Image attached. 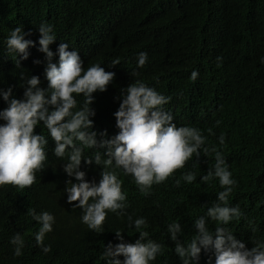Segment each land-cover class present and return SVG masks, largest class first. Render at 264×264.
I'll return each instance as SVG.
<instances>
[{
	"label": "clouds",
	"instance_id": "clouds-1",
	"mask_svg": "<svg viewBox=\"0 0 264 264\" xmlns=\"http://www.w3.org/2000/svg\"><path fill=\"white\" fill-rule=\"evenodd\" d=\"M184 3L150 0V12L142 19L148 32L145 46L159 42L169 49L178 41L186 22ZM36 30L39 53L30 59L33 71L27 76L19 72L22 97L13 95L11 85L0 88V186L32 185L45 167V146L51 139L52 154L75 181L65 182L66 202L81 210V223L95 233L103 232L104 221L109 222L107 234L112 235L106 237L97 264H264V241L258 234L264 231L260 215L264 198L251 181L239 177L253 193L242 199L241 206L228 204L236 185L231 170L238 169L244 157L240 127L236 123L229 129L215 124L200 127L190 122L191 116L173 118L170 97L139 79L129 80L116 96L109 88L116 87L111 66L118 61L110 66L86 64L77 50H68L67 43L50 45L57 39L51 23L41 22ZM31 35V29L24 31L18 25L5 38L6 52L15 56L18 67L28 58L29 47L35 46L25 38ZM140 46L128 55L132 77L138 75L135 71H151L164 62L150 59L145 50H137ZM197 76L193 70L190 79ZM217 107L222 109L221 104ZM184 111L191 115V108ZM92 164L100 168L98 181H90L81 170V165ZM121 173L132 187L129 194L122 189ZM209 182L222 190L216 198L195 202ZM157 187L162 194L175 192L166 208L179 216L184 213L185 224L162 217L154 225L142 215L143 207L134 200L136 190L146 196ZM28 214L39 225L33 233L36 245L48 253L44 239L53 230L54 215L35 209ZM118 222L126 229H116ZM9 242L13 255L20 256L25 244L22 234L14 233Z\"/></svg>",
	"mask_w": 264,
	"mask_h": 264
},
{
	"label": "trees",
	"instance_id": "trees-1",
	"mask_svg": "<svg viewBox=\"0 0 264 264\" xmlns=\"http://www.w3.org/2000/svg\"><path fill=\"white\" fill-rule=\"evenodd\" d=\"M149 2L0 0V88L11 85L13 95L22 97L24 89L20 86L19 72L30 75L33 71L30 59L36 51L39 53L36 26L41 22L51 23L57 38L50 44L53 47L67 43L68 50H77L86 64L110 66L112 61H118L111 66L116 72V87L111 86L109 90L114 95L119 96L129 80L139 79L170 97L173 118L188 120L191 116L190 122L194 125L215 124L224 129L236 123L241 129L240 147L244 157L238 169H232L233 172L230 169L236 185L228 204L241 206L242 199L253 193L245 188L242 179L251 181L257 194L264 198V62L261 61L264 57V0H185L186 22L178 41L170 44L169 49H163L159 42L145 46L148 32L142 19L150 12ZM18 25L24 31L31 29L32 35L25 38L36 42L29 47V56L20 62V67L4 46L10 30ZM137 45H143L137 50H145L150 59L164 62L151 71H135L138 75L132 77L134 69L128 55ZM193 70L198 72L195 80L190 79ZM214 96L215 102L211 101ZM217 104H221L222 109H218ZM186 108H191V115L184 111ZM110 121L108 119L107 124L112 125ZM41 127L42 122L34 132ZM207 136L211 141L212 137ZM53 147L49 139L45 146L48 154L45 167L36 173L32 185L25 188L0 186V264H97L102 259L106 237L112 235V232L107 234L109 222L104 221L101 233L81 223V210L66 202L64 192L65 182L69 179L75 182L74 178L63 172V162L52 154ZM81 170L90 181L100 179L99 166L81 165ZM119 178L122 189L127 194L132 192L122 173ZM215 190L214 183L205 184L194 201L216 198V193L222 189ZM162 193L164 191L158 187L146 196L136 190L134 200L143 207L142 215L154 225L162 217L175 218L185 224L184 213L179 216V212L166 208L175 192ZM29 209L46 210L55 217L53 230L44 239V244L50 246L48 253H43L36 245L33 233L39 225L28 214ZM116 229L123 231L126 225L118 222ZM16 232L25 240L20 256L13 255V245L9 242ZM258 234L264 241V231Z\"/></svg>",
	"mask_w": 264,
	"mask_h": 264
}]
</instances>
